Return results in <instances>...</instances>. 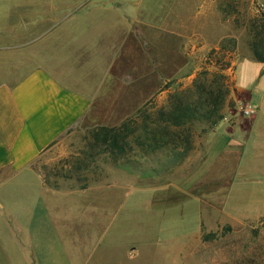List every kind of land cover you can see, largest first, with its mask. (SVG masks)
I'll list each match as a JSON object with an SVG mask.
<instances>
[{"label":"crops","instance_id":"crops-1","mask_svg":"<svg viewBox=\"0 0 264 264\" xmlns=\"http://www.w3.org/2000/svg\"><path fill=\"white\" fill-rule=\"evenodd\" d=\"M57 1L36 12L41 0H25L19 15L6 12L0 21V264H192L205 229L263 222L264 62L251 58L232 69L240 62L249 64L247 82L232 81L256 106V115L247 130L218 124L197 134L192 151L170 173L187 178L183 184L159 188L152 182L128 190L124 199L112 197L117 189L122 193L119 186H103L97 203L66 208L57 203L58 192L45 186L34 165L74 126L89 130L113 121L120 95L116 86L123 77L114 68L131 67L124 74L132 81L138 77L132 68L140 64L133 59L154 67L148 50L160 39L163 50L178 52V57L162 60L176 67L189 54L217 49L233 37L229 16L221 9L229 0H75L65 5L87 3L81 16L59 14ZM251 2L264 9V0ZM153 75V70L145 71L139 80ZM107 81L114 82L113 92ZM203 184L204 193L218 189L225 198L203 201L198 192ZM167 189L183 196L182 202L164 204L160 197ZM88 194L71 195L84 199ZM137 195H148V200L134 207L130 202ZM192 202L194 218L185 209ZM145 206L149 220L158 219L156 226L115 218ZM107 210L114 212L108 220ZM184 224H194L193 231L169 233L180 232Z\"/></svg>","mask_w":264,"mask_h":264},{"label":"rangeland","instance_id":"rangeland-1","mask_svg":"<svg viewBox=\"0 0 264 264\" xmlns=\"http://www.w3.org/2000/svg\"><path fill=\"white\" fill-rule=\"evenodd\" d=\"M24 1L25 0H0V21L7 13L11 14L13 17L19 15L18 12ZM52 1L53 0H41L42 3L35 8V11L44 12V8L48 10ZM74 1L75 0H58V13L64 14L74 11L76 13H72L73 15L81 16L82 9L87 3L78 4V6L74 8L65 6L66 4L70 5L72 2L74 4ZM76 1L80 2L81 0ZM85 1L87 2L88 0ZM221 9L223 13L229 16L228 21L232 24V42L228 44L224 50H220V47L215 49L216 52L209 61L207 60L209 58V51L193 52L189 54V57H185L186 62H183L182 65L176 67L172 65L167 66V61H162L165 60L164 56L178 57V52L163 50L161 47L162 41L159 38V45H155L153 51L148 50V53L154 58V67L146 68L143 61L135 57L133 61L140 64L132 68L134 72L138 74V77H131L133 79L132 81L130 80V75L125 76L124 74V72L129 71L131 67H122L121 65V67L114 68L116 71L122 70L123 73L121 75L123 77L120 80L121 82L117 83L120 86V90L118 88L119 86H116L117 92L120 93L119 99H117V109L113 115V121L110 122L107 127L118 126L122 121L132 116L150 100H152L154 105L149 111L154 114L159 108L166 106L169 94L190 87L197 75L208 72V74L211 75L208 76V79H211L214 74H222L227 77L228 81L229 96L224 102L221 111L223 118L218 124H223L225 126L238 124L244 130L248 129L250 118L243 116L241 113V106L250 102L247 96L234 88L232 77L236 78L238 85L244 81L247 82L251 73L249 69L250 65L246 62H240L233 72L232 69L240 60L251 58V47L255 45L261 46L263 44V13L255 7L251 0H229V2L222 4ZM30 13H32V11ZM61 17L62 16L59 18ZM60 26L65 25H59V28ZM124 37L123 35L122 43H119L121 47L123 46ZM137 37L141 39L142 35L139 34ZM207 37L209 39L213 38L214 32L213 34L209 32ZM59 42L62 43L63 38H61ZM103 44L105 45V42H103ZM125 64L127 63L125 62ZM152 70L154 72L153 78L149 76L146 80H139V75L141 73ZM135 79H138V81H135ZM113 83L114 82L107 81L106 87L109 93L114 91L109 90V88L113 86ZM158 91L163 92L158 93ZM203 128L204 126L201 124L195 125V134H199ZM91 130L92 129L83 130L79 126H74L47 152L41 155L34 165L36 171L41 175L45 186L58 192L56 199L57 203L62 208H66L67 205L73 203H85V201L97 203V190L99 187L103 186H119L122 188V193L117 189L112 197L115 196V198H119L120 196L124 199L129 193L127 191L135 187L150 186L152 182L155 187L159 188H165L170 185L180 186L187 179L181 178L177 173L165 174L159 178H155V180L137 177L135 173L132 172L133 166H131L130 163H126L127 161H117L113 163V160L105 154L102 148H88L87 145L92 146V141H89L86 137ZM189 166H191V168L194 167L192 162ZM206 182L207 184L205 185L207 186L208 180ZM199 189L198 192L201 193L200 196L203 201H206L208 198L221 201L225 198L224 192L218 189L209 195L204 193L203 191H207L204 184ZM85 190H89V194L87 196L85 195L86 197L84 199L76 195H71ZM160 198L164 204L176 203V205L180 204L182 202L181 200L184 199L183 196L176 191H171V189H167ZM147 200L148 195L147 198L145 195H137L133 197L130 203L132 206L137 207V205L141 206V204L145 203ZM194 203L195 202L185 205L187 206L185 208L188 210L187 213H189V211L191 214L195 213L193 209H191L196 207ZM111 204L112 207L108 209H112L114 205L117 204V201H112ZM142 207L144 208V206ZM146 207L147 206H145V209L140 208V210L135 212H122L120 215H116L115 218L118 220H124L126 218H133L134 220L143 219L154 222L156 226L155 221L158 219L155 217L156 220H149L152 219V216L149 211L146 210ZM202 210L206 212L204 208H202ZM175 212H177V210ZM113 213V211L107 210L105 214L107 220L111 218L109 215H113ZM95 214L96 213H94V215ZM192 217L194 218V214H192ZM188 219H191V217ZM174 224L175 223L171 222L169 225L176 227ZM184 225L185 226L178 228L180 232L177 233V228H175L174 230L171 229L169 233L172 234L174 232L175 234L173 235H177L193 231L194 224ZM155 229L156 228H154V230ZM164 233L166 232L162 234ZM192 264H264V221L249 227L233 228L228 225L219 224L211 230L205 229L202 233L201 248L196 253Z\"/></svg>","mask_w":264,"mask_h":264},{"label":"trees","instance_id":"trees-1","mask_svg":"<svg viewBox=\"0 0 264 264\" xmlns=\"http://www.w3.org/2000/svg\"><path fill=\"white\" fill-rule=\"evenodd\" d=\"M258 10L264 19V10ZM231 42V39L223 42L220 50ZM250 51L252 60L263 63L264 39L261 46L255 45ZM215 52L209 51L208 61ZM208 76H211L208 72L199 74L190 87L169 94L166 106L154 114L149 111L154 105L150 100L118 126L92 129L86 137L92 141L88 148H102L113 163L127 161L140 178L170 174L192 151L194 126L203 125L199 134H204L223 118L221 111L229 96L227 77L214 74L208 79Z\"/></svg>","mask_w":264,"mask_h":264},{"label":"built area","instance_id":"built-area-1","mask_svg":"<svg viewBox=\"0 0 264 264\" xmlns=\"http://www.w3.org/2000/svg\"><path fill=\"white\" fill-rule=\"evenodd\" d=\"M257 108L251 103H246L241 106V113L244 117L253 118L256 115Z\"/></svg>","mask_w":264,"mask_h":264}]
</instances>
